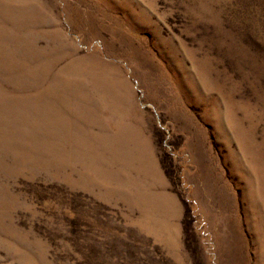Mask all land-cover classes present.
Wrapping results in <instances>:
<instances>
[{
  "label": "rangeland",
  "instance_id": "obj_1",
  "mask_svg": "<svg viewBox=\"0 0 264 264\" xmlns=\"http://www.w3.org/2000/svg\"><path fill=\"white\" fill-rule=\"evenodd\" d=\"M0 264H264V0H0Z\"/></svg>",
  "mask_w": 264,
  "mask_h": 264
}]
</instances>
